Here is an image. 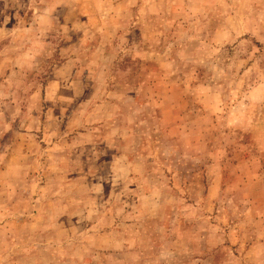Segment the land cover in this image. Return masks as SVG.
Here are the masks:
<instances>
[{
  "label": "rangeland",
  "instance_id": "rangeland-1",
  "mask_svg": "<svg viewBox=\"0 0 264 264\" xmlns=\"http://www.w3.org/2000/svg\"><path fill=\"white\" fill-rule=\"evenodd\" d=\"M0 264H264V0H0Z\"/></svg>",
  "mask_w": 264,
  "mask_h": 264
}]
</instances>
